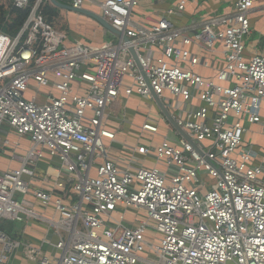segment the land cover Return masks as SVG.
<instances>
[{
  "label": "built area",
  "instance_id": "built-area-1",
  "mask_svg": "<svg viewBox=\"0 0 264 264\" xmlns=\"http://www.w3.org/2000/svg\"><path fill=\"white\" fill-rule=\"evenodd\" d=\"M42 1L14 36L0 31V224L23 225L18 239L0 230V264H264V146L244 142L264 144L256 0L189 26L176 19L198 0H176L151 25L134 15L143 0H72L128 39L100 47L69 44ZM122 95L148 113L137 143L120 144L123 164L109 157Z\"/></svg>",
  "mask_w": 264,
  "mask_h": 264
},
{
  "label": "crops",
  "instance_id": "crops-1",
  "mask_svg": "<svg viewBox=\"0 0 264 264\" xmlns=\"http://www.w3.org/2000/svg\"><path fill=\"white\" fill-rule=\"evenodd\" d=\"M176 0H143L139 7L136 8L134 13H138L136 17L138 18H143L145 24H154L157 20H159L165 13V11L171 7V5L175 4ZM232 0H198L197 3H191L188 4L185 12L182 17L176 19L177 26H189L193 23L199 22L204 18H207L209 16H215L223 13L230 12V5H231ZM255 7L256 9L254 10L252 16H251V25L253 29V35L249 38V42H252L256 39H253V36L255 34H263L264 33V0H256L255 1ZM94 6L86 3L85 4V9L93 11ZM63 13V14H62ZM63 19L66 27L71 34H67L66 31L63 29L62 31L65 32L67 38H68V43H75L77 41L80 42V39H85L87 40L88 44L94 45L96 47L102 46L103 41L102 38L108 36L109 38H112L113 35L110 33L105 32L103 29H101L98 26H87V28H84L82 24H85L86 21L83 20V16L76 15L73 13H69L66 11L59 13V19ZM58 19V20H59ZM137 19V18H136ZM82 25V27H81ZM100 33V34H99ZM98 37V43L92 44V40L90 38ZM83 41V40H81ZM211 71L204 72L206 75H211ZM144 107V108H143ZM122 108L124 110V119L122 120L123 123L130 129V131L134 128L136 131L138 128L141 126V124L144 122L145 118L148 116V113L145 108V102L137 97V96H132L129 98L124 97L123 95L119 97L118 100L114 103V105L109 108L110 116L111 117H116L111 109H120ZM143 108V109H142ZM160 110L154 107L151 115L157 116L158 112ZM109 127L112 130H116L118 126L113 122L109 123ZM163 131H165L162 128ZM119 132V128H118ZM118 132L116 135V144H114L115 150H112L109 154V157L113 160L119 161L122 164L126 162L128 153L121 148L120 144H123L122 141H119L117 139ZM126 141V137H123ZM106 143H108L106 141ZM137 143V142H136ZM136 143L133 144H128L129 146H134ZM125 144H127L125 142ZM2 162H4V159H2ZM42 165V164H41ZM155 166L154 161L151 159H147L145 162V167L147 168H152ZM160 168L164 169V164H159ZM132 216L129 215L128 218L131 219ZM41 229L37 226H29L26 228V234L28 236H32L35 238H39L41 235Z\"/></svg>",
  "mask_w": 264,
  "mask_h": 264
},
{
  "label": "trees",
  "instance_id": "trees-1",
  "mask_svg": "<svg viewBox=\"0 0 264 264\" xmlns=\"http://www.w3.org/2000/svg\"><path fill=\"white\" fill-rule=\"evenodd\" d=\"M35 1L36 0H31L28 8L17 9V8L12 7L11 1L0 0V31L10 36H14L21 29L22 25L27 19L28 15L30 14V8L31 6H33ZM58 1L62 4L70 5V0H58ZM40 11L44 17L45 22L55 27L56 22L59 19L58 10L55 9L52 5H50V3L47 0H43L40 5ZM93 11L98 13L96 9H93ZM137 14L138 13H134L135 16L139 15ZM83 18H84L83 20L86 21L85 24H82L84 28H87L88 25L100 27L94 21L86 17H83ZM64 30L66 31L68 35L72 33L68 30L67 27H65ZM114 37L115 36H113L112 39ZM80 42H82L85 45L91 46V47H96L94 45L88 44L87 40L83 38L80 39ZM41 167H44V165L42 164ZM13 223L15 222L3 221L0 224V230H2L4 233H6L11 238L18 239L20 237L19 229H14V226L12 225Z\"/></svg>",
  "mask_w": 264,
  "mask_h": 264
},
{
  "label": "rangeland",
  "instance_id": "rangeland-1",
  "mask_svg": "<svg viewBox=\"0 0 264 264\" xmlns=\"http://www.w3.org/2000/svg\"><path fill=\"white\" fill-rule=\"evenodd\" d=\"M71 2H72V0H70V4H71ZM55 9H57V8H55ZM57 10H58V13H60V14H61V12H63L62 10H59V9H57ZM55 27L57 29H61V30H63L66 27L62 18H61V20L60 19L57 20ZM81 27H82V25H81ZM259 37H260L259 34H255L253 36V39H259ZM91 40H92V44H96V43H98L99 38L98 37H94L93 39L90 38L89 41H91ZM102 41H103V43L108 44V45H110V44L117 45L118 44V38H116V37H114L112 39V38H109L108 36H106V37L102 38ZM111 111L116 116V120L119 121V123H118L119 124V132H118L117 139H119V141H122V143H124V144L126 142L127 144H125V145H128L130 143L131 144L136 143L139 139L140 132L138 130L136 131L134 128L130 131V129L125 125V123H123L122 120L124 119V117H123L124 110L122 108H120V109H111ZM114 124L116 125V127L118 126V124H116V123H114ZM258 131H259V128L256 126H253L250 128V132L257 133ZM123 137H126V139H128V140L126 141L125 139H123ZM143 139H144L143 141L145 143H147L149 138L147 136H143ZM160 139L161 138H159V137H155L153 139V143L154 144L159 143ZM9 140L13 145H19L22 149L29 148V141L27 139H18L15 136L13 137V135H12V136H9ZM244 142L264 146L262 139L259 136L254 135L253 133H247L244 136ZM7 167H8V161H5V162L0 161V169H6ZM17 199H19V197ZM129 215L132 216V212H129L127 214V217H129ZM12 225L14 226V229H19V230H21L22 226H23L22 224H18V223H13Z\"/></svg>",
  "mask_w": 264,
  "mask_h": 264
},
{
  "label": "water",
  "instance_id": "water-1",
  "mask_svg": "<svg viewBox=\"0 0 264 264\" xmlns=\"http://www.w3.org/2000/svg\"><path fill=\"white\" fill-rule=\"evenodd\" d=\"M48 2L50 3V5H52L54 8H57L59 10H62V11H66V12H69V13H73V14H76V15H80V16H83V17H86L92 21H94L95 23H97L101 29H103L105 32L107 33H110L112 34L113 36H116V37H119L122 39V41L124 43H127L128 42V39L119 31L115 30L114 28H112L108 22L103 19L98 13L96 12H92L90 10H87L85 8H82V9H75L73 8L72 6L70 5H66V4H62L60 3L58 0H48ZM131 54L134 56V58H136L134 52L131 50ZM156 103L158 104V106L163 110L160 102L158 100H156ZM163 112L165 113V111L163 110ZM174 128L175 125L172 124ZM177 130V128H176ZM179 131V130H178ZM181 133V132H180ZM182 134V133H181ZM184 135V134H182Z\"/></svg>",
  "mask_w": 264,
  "mask_h": 264
}]
</instances>
